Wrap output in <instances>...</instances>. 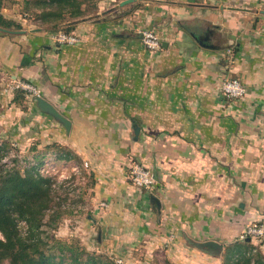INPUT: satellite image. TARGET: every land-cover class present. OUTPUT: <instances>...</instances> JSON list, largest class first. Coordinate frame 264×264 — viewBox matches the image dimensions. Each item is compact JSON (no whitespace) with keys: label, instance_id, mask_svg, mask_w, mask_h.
<instances>
[{"label":"crops","instance_id":"1","mask_svg":"<svg viewBox=\"0 0 264 264\" xmlns=\"http://www.w3.org/2000/svg\"><path fill=\"white\" fill-rule=\"evenodd\" d=\"M121 1L99 0L100 8L115 4L80 20L74 44H52L38 27L0 31V122L14 123L21 141L60 144L80 161L93 183L86 220L67 230L80 229L83 242L96 232L92 248L143 241L147 254L163 256L145 264H222L188 240H214L223 251L240 242L245 187H264V0ZM139 2L145 7L133 16L156 29L157 51L106 17ZM226 77L242 81L244 97L221 96ZM14 80L37 86L69 130L35 97L15 106ZM132 159L152 172L151 189L130 184Z\"/></svg>","mask_w":264,"mask_h":264},{"label":"trees","instance_id":"2","mask_svg":"<svg viewBox=\"0 0 264 264\" xmlns=\"http://www.w3.org/2000/svg\"><path fill=\"white\" fill-rule=\"evenodd\" d=\"M86 1L90 0H24V6L36 8V17L47 30L69 33L75 24H62L87 16L90 10L85 7ZM4 4L5 0H0V28L20 30L19 23L3 15ZM24 101L23 92L16 91L13 104L24 109ZM39 145L34 141L27 155L13 158L10 166H0V264L4 260L7 264H115L100 254L87 252L74 235L54 237L41 229L44 216L48 215L46 222L54 228L67 213L61 206L65 199L54 192L56 178L42 170L44 159L47 153L56 160H69L70 155L57 143ZM9 146L7 140L0 142V161L9 154ZM19 221L27 225L25 234L19 231ZM246 239L227 246L225 264H231V260L235 264H264L262 251L252 238ZM260 244L264 245V238Z\"/></svg>","mask_w":264,"mask_h":264},{"label":"rangeland","instance_id":"3","mask_svg":"<svg viewBox=\"0 0 264 264\" xmlns=\"http://www.w3.org/2000/svg\"><path fill=\"white\" fill-rule=\"evenodd\" d=\"M98 2L99 0H90L89 2L86 1L85 7L90 10L88 12L89 14L83 18L65 22L62 24V26H68L74 23L76 27V24L80 22V20H89V21L94 20L98 17H101V13L104 10L109 9L112 5L115 4V2L114 4L110 3L106 6H103V8H100ZM144 7L145 6L141 2H139V3H136V5H134L130 11H128V13L127 12L120 13L121 15L119 14L118 16H112V17L108 16L110 15V12H111L108 10V15H106V17L107 19H111V20L113 19V22L111 23H114L115 29H117L118 32L124 31L126 33L133 35L134 37H136L135 40L138 42V44L142 48L146 49L145 46L141 42L140 33L142 30H145V29L151 30L158 37L160 44H162V41H161L162 39L160 35L157 33L156 29L152 25L144 24V21H147V18L143 19L141 17L133 16L135 12L139 11L140 9H144ZM2 13L6 18L13 19L15 22L19 23L22 27L20 30H23L24 32L25 30H29L34 27L41 28L43 32L49 35V39L52 44H55V45L67 44V43H59L57 40H55L54 37L57 36L59 33L72 34L78 38V41L80 40L79 36L72 33V31L69 33H66L62 29L55 30V31L47 30L48 28L46 27V25L40 22L36 17L37 15L36 8L32 7V8L27 9L24 6V0H5ZM117 17L120 18V20H118L120 21V23H117ZM111 20H108V22H110ZM11 30H15V29H11ZM159 49H161V46ZM8 80L10 81L9 77H8ZM16 91L18 90L17 89L14 90V93ZM220 94L226 100H231V101L244 97V95L238 98L227 97L223 95L221 93V84H220ZM23 95L25 98L26 97L33 98L32 95H26L24 93ZM0 107H1V104H0ZM19 116H21V114H19ZM19 116L17 118L15 117V120H17ZM6 124L7 125H4V123L2 124V122H0V142H2V140H7L10 145L9 147L11 148H9V154L7 155V157L3 158L2 161H0V166L2 165V163L4 164L8 163V165L10 166L12 164L13 158L17 157L18 159H20L21 156L27 155L28 149L31 147L32 143L35 141V140H28L29 138H27V140L25 139L24 141H21L22 139L21 137L14 135L15 130H18L16 128V125L10 122H6ZM41 147L42 146H40V148ZM131 161L139 162L134 159H132ZM74 165H78L81 168H74ZM42 170L44 171V173L48 175H52L56 178L57 186L54 187V192L56 193L58 198L65 199L64 201H62L61 206L67 212L64 216L60 218L59 223L57 224V227H54V228L49 226L46 222L48 220V215L44 216V221H43L41 229L45 231V233H47L48 235H53L54 237H65V236L70 237L74 235L80 239L81 244L84 247H86L87 252L94 253V254H100L115 264H145L148 261L147 258L156 259V261L163 258L161 251H156L155 253L153 251L151 255L147 254L146 249L142 247L143 241H140V244H135V245L132 244L131 248L128 247L129 249H127L126 247L124 248L118 247L117 251L114 250L112 252V251H109L108 249H104V247H101V248L93 247L92 248V245H90V243L96 244V239H95L96 232L91 235V237L89 238L90 240L88 241L84 240L85 243L80 238L82 234L84 233L80 229L77 228L76 230H74L76 231V233L72 232L75 234L69 233L67 230V227L71 225H73L72 227L78 226L79 220L81 221L86 220L85 212L87 210L85 209V206H87V200H86L87 196L85 195L86 193L89 192V188L92 185V178L86 173L85 168L82 167L80 161L78 160L72 161L70 159L69 160H56L54 156L49 155L48 153L44 159ZM127 178L129 180L128 167H127ZM129 182L131 184L130 180ZM245 191H246L245 195L247 199H246L245 205L241 206L240 211H243L242 214L245 213L246 216L244 217L245 223L241 222L244 224L242 225V230L240 231V234L243 232L246 225H248L250 222L264 220V214L261 217H259L261 215L260 209L264 208V194L261 193V191L264 193V187H257L254 185L247 186L245 187ZM70 209L72 210V212L69 215L68 211H70ZM262 212H264V210ZM87 213H89V211ZM78 216L79 217L81 216V217L78 218ZM18 224H19L18 226L19 231L22 234H25L27 231L26 223H24L23 221H19ZM239 236H237L239 241H243ZM261 240L262 238H257V239H254L252 243L254 245H257L259 249L262 251V253L264 254V245L260 246ZM233 241H234V238L229 242L231 243ZM229 242H227L226 244H229ZM226 248L227 247H225L224 251L222 250L218 254V256L221 255L223 258L222 261L224 262L222 264H225V259H226L225 252L227 251ZM55 260H57V258ZM116 260H121V262L118 263ZM233 261L234 260H231V264H235ZM1 264H7V260H4ZM162 264H165V262H162Z\"/></svg>","mask_w":264,"mask_h":264},{"label":"built area","instance_id":"4","mask_svg":"<svg viewBox=\"0 0 264 264\" xmlns=\"http://www.w3.org/2000/svg\"><path fill=\"white\" fill-rule=\"evenodd\" d=\"M141 42L146 49L150 51H156L160 48L161 44L158 37L149 29L142 30L140 33ZM59 43L74 44L78 42V38L72 34L59 33L54 37ZM20 90L26 95H32L33 97L39 96L40 90L37 86L29 81L14 80L11 84V90ZM246 90L244 84L235 77H226L221 82V93L227 97L238 98L245 94ZM74 168H81L78 165H74ZM128 177L132 186L137 189L149 190L155 185V178L152 172L146 168L142 163L130 161L128 165ZM57 184L54 185L56 187ZM108 204L105 201L99 202V207L105 208ZM1 237V234H0ZM242 240L246 238H264V220L250 222L246 225L245 229L239 236ZM118 263L121 260H116Z\"/></svg>","mask_w":264,"mask_h":264},{"label":"water","instance_id":"5","mask_svg":"<svg viewBox=\"0 0 264 264\" xmlns=\"http://www.w3.org/2000/svg\"><path fill=\"white\" fill-rule=\"evenodd\" d=\"M133 0H122L120 2V5H125ZM0 31L6 32V33H22L23 30H10V29H4L0 28ZM35 100L37 102L38 107L45 113H48L52 115L55 119H57L65 128L66 130H69L70 128V122L63 117L50 103H48L46 100H44L40 96H36ZM247 240H250L248 237ZM189 244L201 251H203L206 254L215 256L218 255L219 252L222 250V245L214 240L204 241V242H194L191 240H188Z\"/></svg>","mask_w":264,"mask_h":264}]
</instances>
